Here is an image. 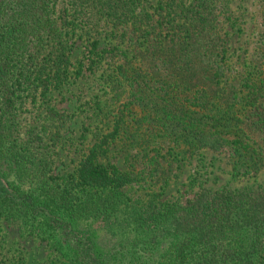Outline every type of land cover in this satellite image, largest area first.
Listing matches in <instances>:
<instances>
[{
	"label": "trees",
	"instance_id": "1",
	"mask_svg": "<svg viewBox=\"0 0 264 264\" xmlns=\"http://www.w3.org/2000/svg\"><path fill=\"white\" fill-rule=\"evenodd\" d=\"M259 1L255 46L241 65L220 32L232 17L225 0H157L153 9L147 0H0V218L45 240L46 264L264 263V181L212 186L198 172L183 199L144 201L130 189L174 173L171 143L190 156L225 148L242 178L264 165ZM80 29L91 39L71 69ZM101 36L114 41L101 45ZM84 67L100 69L107 101L96 102L97 132L73 171L59 172L69 114L51 102L25 126L20 114ZM118 141L127 169L101 160ZM92 221L107 233L102 247L83 231ZM0 264H13L1 249Z\"/></svg>",
	"mask_w": 264,
	"mask_h": 264
},
{
	"label": "rangeland",
	"instance_id": "2",
	"mask_svg": "<svg viewBox=\"0 0 264 264\" xmlns=\"http://www.w3.org/2000/svg\"><path fill=\"white\" fill-rule=\"evenodd\" d=\"M231 11L232 17L225 20L220 27L227 48V58L231 61L248 65L249 57L255 46V36L258 29V13L260 10L259 0H225ZM150 9L157 4V0H147ZM90 36L85 30H78L73 38L71 56L74 63L71 69L77 67L78 61L83 57L86 45ZM113 42L114 38L101 36V45ZM244 62V63H243ZM46 101L37 102L36 107L22 111L21 125L32 118L37 117L45 111L47 103L51 102L56 109L69 114L68 121L62 127L61 137L55 156V170L59 172L73 171L84 148L95 136L98 129V118L96 116V102L105 108L106 93L105 84L100 78V69L88 70L83 68L82 74L78 77L70 76L59 89L52 90ZM138 115L140 108L135 107ZM86 127L84 135L82 130ZM171 154L174 173L167 175L163 180L151 182L152 185L136 184L132 187L131 193L139 195L141 199H183L194 192L199 180L212 186L230 185L234 187H249L264 181V165L258 170L255 176L242 178L232 173V162L228 158V152L223 149H212L206 156L188 155L183 147L175 146ZM103 162H116L120 168L127 169L128 161L124 160V151L120 141L114 143L107 157H101ZM194 176H197L195 178ZM83 231L89 233L91 239L102 247L106 244L104 236L107 235L100 229L96 221L82 224ZM87 229V230H86ZM173 235L164 239L167 245ZM178 237V236H176ZM45 240L21 231L19 226L12 221L0 218V249L5 255L13 257V264H42L47 263L52 249L48 247ZM105 242V244H104ZM98 247V246H97ZM162 249V247H161ZM160 249V250H161ZM160 250L153 254L151 260L157 259ZM264 264V263H263Z\"/></svg>",
	"mask_w": 264,
	"mask_h": 264
}]
</instances>
